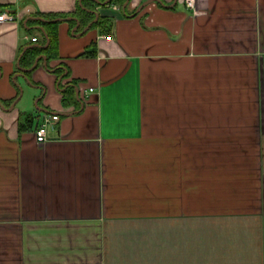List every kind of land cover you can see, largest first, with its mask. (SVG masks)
Wrapping results in <instances>:
<instances>
[{
	"label": "crops",
	"instance_id": "0c3cea01",
	"mask_svg": "<svg viewBox=\"0 0 264 264\" xmlns=\"http://www.w3.org/2000/svg\"><path fill=\"white\" fill-rule=\"evenodd\" d=\"M83 1L0 0V264H264V0H89L21 69Z\"/></svg>",
	"mask_w": 264,
	"mask_h": 264
},
{
	"label": "trees",
	"instance_id": "16d2710c",
	"mask_svg": "<svg viewBox=\"0 0 264 264\" xmlns=\"http://www.w3.org/2000/svg\"><path fill=\"white\" fill-rule=\"evenodd\" d=\"M116 1L117 0H111L109 3L114 4ZM88 5H89V0H84L83 3L82 2L79 3L78 10L72 16H63V15L62 16H46L45 18L47 20H34L33 22L39 23L43 27H45L46 35L44 36L43 41L45 42V44L49 42V45L47 48H45L44 46H36V47L27 48L22 56L20 68L21 69L23 68L32 69L33 66L36 64L37 59L41 57L42 55H46L49 61H51L52 59H57L58 58V31L57 29L61 21L57 19L64 18V19H68L71 22L73 21L78 22L76 19H73L71 17H79L83 11L87 10ZM9 11L16 13L14 10H9ZM51 20H57V21L51 22ZM79 21L81 25H83L82 19ZM83 21H84V25H89L94 21V16L90 15L87 20H83ZM104 23H106L104 20L98 19L92 25L101 26ZM86 53L90 55H94L95 51L86 52ZM56 72H58L60 76L63 74V70L61 69H57ZM61 91H62V102L65 107L76 106L77 108L81 106L82 103L80 99L76 96V90L74 86L67 84L64 88L61 89Z\"/></svg>",
	"mask_w": 264,
	"mask_h": 264
},
{
	"label": "built area",
	"instance_id": "2783aa9c",
	"mask_svg": "<svg viewBox=\"0 0 264 264\" xmlns=\"http://www.w3.org/2000/svg\"><path fill=\"white\" fill-rule=\"evenodd\" d=\"M189 6H193L195 0H185ZM17 16L16 13H13L9 10L0 12V23L6 22H16ZM33 42L37 41V38L32 39ZM60 113H49L46 114L41 122L39 128L36 131L37 141L41 144L48 141L49 129L54 128L56 122L60 120Z\"/></svg>",
	"mask_w": 264,
	"mask_h": 264
},
{
	"label": "water",
	"instance_id": "95a60500",
	"mask_svg": "<svg viewBox=\"0 0 264 264\" xmlns=\"http://www.w3.org/2000/svg\"><path fill=\"white\" fill-rule=\"evenodd\" d=\"M78 22H79V20H77ZM44 59V60H47V57L46 56H41V57H39L38 59H37V61H36V64L33 66V68L31 69V70H33V69H35L36 67H37V64L40 62V60L41 59ZM28 71H30V70H28Z\"/></svg>",
	"mask_w": 264,
	"mask_h": 264
},
{
	"label": "rangeland",
	"instance_id": "374dc122",
	"mask_svg": "<svg viewBox=\"0 0 264 264\" xmlns=\"http://www.w3.org/2000/svg\"><path fill=\"white\" fill-rule=\"evenodd\" d=\"M22 91H23V89L21 90V94H20V96L19 97H21L22 96ZM19 97H18V99H19ZM17 101V100H16Z\"/></svg>",
	"mask_w": 264,
	"mask_h": 264
}]
</instances>
